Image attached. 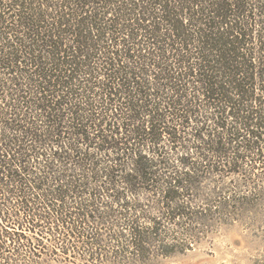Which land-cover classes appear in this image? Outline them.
I'll return each mask as SVG.
<instances>
[{"label": "trees", "instance_id": "trees-1", "mask_svg": "<svg viewBox=\"0 0 264 264\" xmlns=\"http://www.w3.org/2000/svg\"><path fill=\"white\" fill-rule=\"evenodd\" d=\"M241 220L264 236V0H0V264Z\"/></svg>", "mask_w": 264, "mask_h": 264}, {"label": "rangeland", "instance_id": "rangeland-1", "mask_svg": "<svg viewBox=\"0 0 264 264\" xmlns=\"http://www.w3.org/2000/svg\"><path fill=\"white\" fill-rule=\"evenodd\" d=\"M45 253L41 264H58L45 257ZM70 259L68 264H91L74 257ZM147 264H264V236L242 220L228 225L215 223L200 233L190 249Z\"/></svg>", "mask_w": 264, "mask_h": 264}]
</instances>
